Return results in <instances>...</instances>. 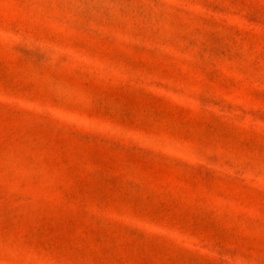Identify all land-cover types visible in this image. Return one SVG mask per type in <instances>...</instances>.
Masks as SVG:
<instances>
[{
  "label": "rangeland",
  "instance_id": "374dc122",
  "mask_svg": "<svg viewBox=\"0 0 264 264\" xmlns=\"http://www.w3.org/2000/svg\"><path fill=\"white\" fill-rule=\"evenodd\" d=\"M0 264H264V0H0Z\"/></svg>",
  "mask_w": 264,
  "mask_h": 264
}]
</instances>
